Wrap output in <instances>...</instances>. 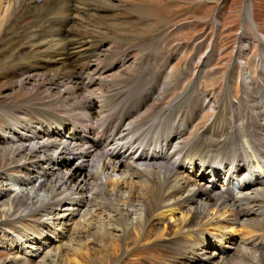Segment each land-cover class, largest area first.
<instances>
[{"label":"bare ground","instance_id":"1","mask_svg":"<svg viewBox=\"0 0 264 264\" xmlns=\"http://www.w3.org/2000/svg\"><path fill=\"white\" fill-rule=\"evenodd\" d=\"M71 1L0 0V264H103L121 242L156 264H264V35L255 78L236 48L239 96L231 70L202 88L203 65L176 93L185 70L139 49L162 33L70 32L50 16Z\"/></svg>","mask_w":264,"mask_h":264},{"label":"rangeland","instance_id":"2","mask_svg":"<svg viewBox=\"0 0 264 264\" xmlns=\"http://www.w3.org/2000/svg\"><path fill=\"white\" fill-rule=\"evenodd\" d=\"M42 1L49 4L51 0ZM74 1L71 2L77 3L74 4L78 6L77 8L73 7L72 10H68L67 7V9L59 11V14L50 16L61 19L57 22L58 25H62L63 21L67 20L66 27L70 29V32L88 31L100 37L111 36L114 33V35H127L133 38H153V34L162 33V41H152L151 43L155 44H145L139 49L142 52L160 53L161 58H169V65L173 73L178 72L181 68L185 70L186 80L176 93L186 89L191 76L200 72L199 68L203 65L202 86L200 85L202 88H206L214 95L219 94L223 88V79L231 70L234 77L232 88L235 92L233 95L239 96V74L241 72L238 74V70L231 67L237 46L241 54L236 56L242 59L241 66L245 67L244 72L249 71L254 78L256 77V67L252 63L259 55L261 44L259 37L264 35V0L248 1L252 20L246 23L241 38L239 36L242 32V14L245 10L246 0H79L81 3ZM34 2L35 0H25V6H32ZM84 2L106 5L107 9L87 11ZM41 3L39 4L42 5ZM43 24L46 22L38 23L40 26ZM35 31L39 32V28ZM29 35L27 30L19 35L22 44L27 42L26 39ZM88 37L83 36L82 40L89 39L88 41H90V37ZM244 39L251 42L249 48L247 45L244 46ZM3 47V44H0V49ZM29 47L24 51L32 53L33 51ZM243 50L245 56L242 57ZM141 54L137 52L134 56ZM0 81H2L1 76ZM1 83L0 90H3L5 84ZM21 97H23V93L13 97L12 101ZM210 113L211 111L208 110L204 117L206 121L209 119ZM0 118H2L1 113ZM6 164L0 163V170L6 169L8 167ZM130 236V240H134L135 234L132 233ZM119 244L120 248L116 253L99 255L102 256L103 264H111V262L113 264H156L159 262V254L155 250L149 249V245L141 247L137 245L138 242L134 244L132 242L127 246L124 242ZM211 249H213L212 246L206 251ZM0 253H2L1 249ZM3 258H5L4 255L0 254V261ZM69 258H72V261L70 259L68 264H86L78 256L72 255Z\"/></svg>","mask_w":264,"mask_h":264}]
</instances>
